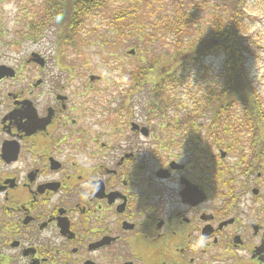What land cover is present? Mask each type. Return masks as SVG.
<instances>
[{"label":"flooded vegetation","instance_id":"obj_1","mask_svg":"<svg viewBox=\"0 0 264 264\" xmlns=\"http://www.w3.org/2000/svg\"><path fill=\"white\" fill-rule=\"evenodd\" d=\"M25 33L0 32V264H264V121L153 129Z\"/></svg>","mask_w":264,"mask_h":264},{"label":"trees","instance_id":"obj_2","mask_svg":"<svg viewBox=\"0 0 264 264\" xmlns=\"http://www.w3.org/2000/svg\"><path fill=\"white\" fill-rule=\"evenodd\" d=\"M115 2L41 0L25 22V34L28 40L39 41L52 29L56 50L78 49L80 41L84 43L81 32L86 23L105 21L107 30L100 37L104 43L128 46L134 54H144L133 69L124 73V80L134 84L125 90L148 92V107L162 119L169 104L164 92L180 86L183 76L193 69L202 75L203 85L188 115H217L210 122L220 132L236 130L232 125L235 120L240 123L238 129L245 128L244 123L262 128L264 109L246 71V11L250 0H212L211 4L206 0H168L154 10L136 6L135 2L119 9ZM210 55L222 56V65L214 73L202 64ZM234 113L244 117L235 119ZM192 120L188 116L186 122L179 121L184 124L181 128H198Z\"/></svg>","mask_w":264,"mask_h":264},{"label":"rangeland","instance_id":"obj_3","mask_svg":"<svg viewBox=\"0 0 264 264\" xmlns=\"http://www.w3.org/2000/svg\"><path fill=\"white\" fill-rule=\"evenodd\" d=\"M168 0H116L115 6L119 9L130 6L131 3H138L141 7L155 9L157 5H163ZM197 3L203 0H194ZM211 4L212 0H206ZM41 0H0V32L6 34H24L26 32L25 22L29 20L32 12L37 8ZM143 4H142V3ZM147 3V4H146ZM15 8V14L9 15L11 8ZM131 7V6H130ZM247 32L245 35L248 53L246 55V71L248 79L256 89L264 109V0H250L247 8ZM105 21L100 23L87 22L81 32L84 43L80 41L78 49H64L65 58L74 60L76 67V82H88L90 75L100 77L101 84L93 86L98 95L91 94V97H100L114 107L112 99L119 96V92L125 90L123 87L125 72L133 69L142 57L143 52L130 54L132 49L128 46L119 44L110 45L104 43L100 38L104 35L107 28ZM102 23V26H101ZM156 43H154V46ZM28 50L30 51H49L54 50V30H47L44 37L39 41L28 40ZM209 73L216 72L222 65V56L210 55L202 61ZM202 73V72H200ZM85 77V78H84ZM202 75L196 70H191L183 76V82L176 88L167 89L164 94L168 101L167 114L164 119L162 115H157L147 105V93L144 90L136 95V105L134 113L138 114L140 124L145 122L153 129H160L161 121L168 119L186 122L189 116L194 124H205L209 113L189 114L193 109V101L197 100L201 93L203 81ZM154 100L152 99L151 102ZM153 112V113H151ZM201 116V118L199 117ZM147 116L150 118L147 120ZM234 118L239 119L240 114L234 113ZM195 120V121H194ZM240 123L236 120L232 123L238 130ZM167 129V128H164ZM228 138L223 137V140ZM231 160V159H230Z\"/></svg>","mask_w":264,"mask_h":264},{"label":"clouds","instance_id":"obj_4","mask_svg":"<svg viewBox=\"0 0 264 264\" xmlns=\"http://www.w3.org/2000/svg\"><path fill=\"white\" fill-rule=\"evenodd\" d=\"M14 14H15V8L12 7L11 10H10V12H9V15H14Z\"/></svg>","mask_w":264,"mask_h":264},{"label":"water","instance_id":"obj_5","mask_svg":"<svg viewBox=\"0 0 264 264\" xmlns=\"http://www.w3.org/2000/svg\"><path fill=\"white\" fill-rule=\"evenodd\" d=\"M131 53H132V52H131ZM97 79H98V78H97L96 76H91V77H90V80H91V81H94V80H97ZM143 130H145V129L143 128Z\"/></svg>","mask_w":264,"mask_h":264}]
</instances>
